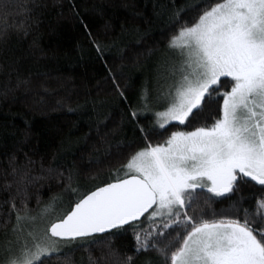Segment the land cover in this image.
<instances>
[{"label":"snow or ice","instance_id":"6c2138e0","mask_svg":"<svg viewBox=\"0 0 264 264\" xmlns=\"http://www.w3.org/2000/svg\"><path fill=\"white\" fill-rule=\"evenodd\" d=\"M45 8V0H0V61L7 62H0V74L6 77L0 97L5 100L33 90L32 73L24 75L23 61L46 55L38 32L33 35ZM143 15L133 10L120 34L130 27L139 33ZM152 17L166 21L168 30L166 56L149 69L156 95L150 98L144 86L140 102L130 106L143 146L121 165L122 176L115 168L114 180L86 194L74 186L81 173L73 167L46 166L22 148L8 153L7 168H0V191L9 193L3 203L10 205L0 223L6 229L0 264H44L53 257L73 264L63 251L71 244L88 252L89 264H132L134 255L150 252L163 256L165 264H264V0H152ZM112 28L106 23V31ZM13 35L18 41L32 37L27 50L17 54L8 49ZM96 47L101 51L98 43ZM152 52L137 53L135 62ZM38 86L48 91L43 82ZM115 87L124 97L118 83ZM161 102L162 110L154 106ZM89 103L84 140L91 142V164L100 163L101 149L111 157L122 147L120 141L113 143L107 117L98 115L102 102L86 100L72 107L57 100L56 107L75 112ZM142 117L152 130L167 132L162 141L152 142ZM25 124L20 143L27 140ZM53 180L62 183L61 190L42 201L41 181ZM250 181L260 186V195L252 194L254 205L247 207L243 185ZM66 193L74 199L67 210L57 212ZM33 194L35 208L29 207ZM224 201L226 207H213ZM129 230L135 241L132 253L113 244ZM93 246L100 249L99 257H93ZM145 264H152L151 259Z\"/></svg>","mask_w":264,"mask_h":264},{"label":"trees","instance_id":"16d2710c","mask_svg":"<svg viewBox=\"0 0 264 264\" xmlns=\"http://www.w3.org/2000/svg\"><path fill=\"white\" fill-rule=\"evenodd\" d=\"M124 2L129 5L128 8L121 7ZM45 3L47 8L43 10L42 22L33 35L38 32L40 46L46 55L29 56L23 61L24 75L32 73L33 90L27 93L17 91L15 101L11 97L7 100L0 97V168H7L8 153L22 148L37 162L42 160L46 166H60L61 170L73 167L81 173L78 183L85 185L108 177L107 175L115 172V168L121 169V165L127 163L128 156L143 146L142 134L130 116V106L140 102L142 87L153 84L149 69L165 51L164 33L168 30V25L166 21L152 17V0H45ZM133 10L143 11V20L139 25L141 31L137 33L130 27L127 32L120 34L121 24L130 21ZM18 18L15 15L12 17ZM109 22L113 28L106 31L105 25ZM31 39L30 36L27 41H18L13 35L7 47L20 54L21 50H27ZM139 39L143 42L137 43ZM97 43L101 51H97ZM148 48H152L153 52L147 57L141 54L137 64L136 54L145 53ZM5 78V75L0 74V84ZM40 82L47 85V92L38 86ZM117 83L120 90L124 91V97L116 89ZM57 100L72 107L86 100L102 102L97 105L98 115L100 118L107 117L108 127L114 129L115 134L111 137L113 143L122 142L119 152L114 150L111 157H105L101 149L100 163L90 164L91 142L85 143L84 134L89 131L91 103L87 105V109L68 112L66 107H56ZM26 121L27 140L20 143L24 137ZM94 121L95 116L93 124ZM141 122L149 126L153 143L162 141L167 135L163 129L152 130L149 121L143 117ZM208 122H211L210 118ZM167 127L168 131L175 130L172 126ZM17 155L23 159L22 152ZM41 183L43 187H39L38 192L42 201H47L52 193L59 192L63 186L54 180ZM30 191L35 193L37 189ZM252 194L260 195V186L254 181L243 185L247 207L254 205ZM8 195V192L0 191V205L3 209L0 212V223L10 207L3 203ZM35 206L36 197L33 194L29 207ZM226 206L227 201L213 204L217 209ZM11 226L12 223L9 222L8 228ZM5 231V228L0 227V235ZM113 244L121 251L132 253L135 241L131 230L117 235ZM90 251L93 257L100 256V249L97 247H91ZM67 253L73 264H89L88 252L83 248L76 247ZM150 255L161 261L157 253L150 252L134 255L132 264L138 258ZM44 264H63V261L53 257L44 260Z\"/></svg>","mask_w":264,"mask_h":264},{"label":"rangeland","instance_id":"374dc122","mask_svg":"<svg viewBox=\"0 0 264 264\" xmlns=\"http://www.w3.org/2000/svg\"><path fill=\"white\" fill-rule=\"evenodd\" d=\"M164 56H166L165 51L163 53H161L158 57L163 58ZM152 83H153V81H152ZM148 89H149V92H150V98L154 97L156 95V85L154 83L152 84V86L148 85ZM162 105H163V102H161L160 105H154V106L158 107L160 110H162ZM172 123H176V122H172ZM123 172H124V169L121 168L119 174L122 176ZM107 176L108 177H102L101 179L93 180V181H91V182H89L88 184H85V185L83 183H78V184H75L74 186H77L79 188V193L80 194H86L88 191L94 190V188L97 185H102L103 183L110 182L111 180H114L116 178V176H117V173L116 172H112L111 174H109ZM72 199H74L72 194L71 193H66L65 196H64L63 202L60 205L57 206V212H59L60 210H67L68 205H69V203H70V201ZM55 214H57V213H53V215H55ZM4 233H2L0 235V240H3ZM76 247H77L76 244L67 245V246H64L63 251L67 252V251H69L71 249H75ZM157 255H159V254H157ZM159 257L161 259L160 262H159V260H157V258L155 256H152V255L143 256L142 258H138V260H136V262L134 264H145V260L146 259H151L152 264H165L164 257L160 256V255H159ZM79 258H81V255H79Z\"/></svg>","mask_w":264,"mask_h":264}]
</instances>
